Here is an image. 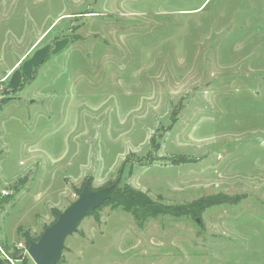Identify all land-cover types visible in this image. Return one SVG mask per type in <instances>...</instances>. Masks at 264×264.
Masks as SVG:
<instances>
[{"label": "rangeland", "instance_id": "374dc122", "mask_svg": "<svg viewBox=\"0 0 264 264\" xmlns=\"http://www.w3.org/2000/svg\"><path fill=\"white\" fill-rule=\"evenodd\" d=\"M0 109L2 251L118 179L175 214L101 206L57 264H264V0H0Z\"/></svg>", "mask_w": 264, "mask_h": 264}, {"label": "water", "instance_id": "95a60500", "mask_svg": "<svg viewBox=\"0 0 264 264\" xmlns=\"http://www.w3.org/2000/svg\"><path fill=\"white\" fill-rule=\"evenodd\" d=\"M113 189L111 186L99 191L82 190L76 200L44 228L37 241L29 242L26 251L33 264H57L65 239L74 233L90 211L101 207L110 198Z\"/></svg>", "mask_w": 264, "mask_h": 264}, {"label": "trees", "instance_id": "16d2710c", "mask_svg": "<svg viewBox=\"0 0 264 264\" xmlns=\"http://www.w3.org/2000/svg\"><path fill=\"white\" fill-rule=\"evenodd\" d=\"M108 185L114 186L115 189L111 193L110 198L104 201L102 207H104V205H111L115 208L121 207L124 211L131 213L133 217L137 218L139 221L142 222L150 218L151 216L164 215L165 213L175 214L176 209L169 208L166 206L163 207L159 204L152 202L142 192L137 191L135 189L133 190L125 184H120L118 179L114 182L108 183ZM81 191L82 189H79L77 190V193H80ZM204 202L205 203L200 204V207L197 206L198 209H204L210 207L211 205L225 203V201H213L211 199L206 200ZM59 213L60 212L55 209L51 210V214L54 217V220L58 217ZM17 233L22 239V243L25 248L28 247L30 241H37L40 237L31 236L28 230L22 231L21 228L17 229ZM3 248L12 259L21 260V264H27V261L25 260V258H23V250L16 249L15 247L12 250L10 248L7 249L4 246Z\"/></svg>", "mask_w": 264, "mask_h": 264}, {"label": "built area", "instance_id": "2783aa9c", "mask_svg": "<svg viewBox=\"0 0 264 264\" xmlns=\"http://www.w3.org/2000/svg\"><path fill=\"white\" fill-rule=\"evenodd\" d=\"M7 195H8L7 191H5L4 189L0 187V201L3 196H7ZM16 247L17 249H21L24 251L23 255L27 254V251H26L27 248H25L22 243H19ZM0 255L4 257L10 264H14V262L17 261V259H12L6 252L2 251L1 247H0Z\"/></svg>", "mask_w": 264, "mask_h": 264}, {"label": "crops", "instance_id": "0c3cea01", "mask_svg": "<svg viewBox=\"0 0 264 264\" xmlns=\"http://www.w3.org/2000/svg\"><path fill=\"white\" fill-rule=\"evenodd\" d=\"M17 64V62H15L11 67H14L15 65ZM3 107V106H2ZM2 109V108H1ZM0 109V110H1ZM1 162V161H0ZM1 173V172H0ZM0 177H2V176H0ZM6 182H3V184H5Z\"/></svg>", "mask_w": 264, "mask_h": 264}]
</instances>
